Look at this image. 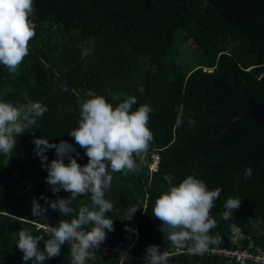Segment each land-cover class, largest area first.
<instances>
[{
  "label": "trees",
  "instance_id": "1",
  "mask_svg": "<svg viewBox=\"0 0 264 264\" xmlns=\"http://www.w3.org/2000/svg\"><path fill=\"white\" fill-rule=\"evenodd\" d=\"M36 35L29 41V55L18 74L0 64V100L13 104L40 101L48 111L36 126L17 137L8 155L0 153V264H25L16 247L23 228L49 237L34 223L57 226L71 220L90 194L69 205L73 212L62 216L48 207L34 217L32 200L41 205L46 196L69 198L70 193L51 191L47 171L34 153L36 138L49 143L61 140L74 145L80 165L88 162L85 150L69 134L80 119L79 99L92 90L115 107L136 97L135 111L148 104V127L154 139L140 170L127 175L113 172L105 198L114 204L106 215L114 221L104 246L130 242L139 235L135 253L145 256L150 245L174 252L160 221L152 215L156 199L168 189L165 174L178 185L189 175L211 190L222 189L210 210L220 242L212 246L235 248L247 245L249 236L264 247V125L234 119L250 107V100L264 101V0H33ZM191 43L195 62L183 63L179 44ZM91 53L81 58L82 48ZM66 85L67 91L61 86ZM178 117L182 123L177 127ZM191 121V122H190ZM160 157L158 171H151L153 154ZM55 159V149L46 153ZM65 164L68 163L67 158ZM252 176L244 179L245 169ZM240 198L230 219L224 203ZM139 206L131 221L122 220L128 208ZM256 224L254 227L253 224ZM135 229L126 230L125 226ZM91 224L85 226L90 230ZM241 235L234 239L235 231ZM86 264H119L118 257L105 259L95 253ZM27 264H32L28 261ZM44 264H71L70 245ZM135 264H143L136 262ZM169 264H227L226 260L201 255L177 254Z\"/></svg>",
  "mask_w": 264,
  "mask_h": 264
},
{
  "label": "clouds",
  "instance_id": "2",
  "mask_svg": "<svg viewBox=\"0 0 264 264\" xmlns=\"http://www.w3.org/2000/svg\"><path fill=\"white\" fill-rule=\"evenodd\" d=\"M34 15L33 0H0V64L10 73L18 74L19 65L29 55V41L36 35ZM80 47L81 58H86L91 49L83 45ZM61 90L67 91V86L62 85ZM85 96L89 98L78 100L79 126L69 134L85 150L88 162L80 165L72 155L75 153L79 157L80 153L67 141L53 144L43 137L34 139V153L47 171L46 183L51 191L58 194L63 190L71 195L67 199L57 195L54 201L42 195L40 199L45 201L46 206L33 198L31 210L34 217L44 216L48 207L59 210L62 216H68L73 212L69 206L72 201L89 194L91 204L81 206L77 216L71 220L61 219L55 227L48 225L45 231L49 238L44 240L43 251L38 245L44 236L33 235L22 228L18 232L16 247L23 253L25 264L28 261L44 264L46 260L59 256L65 243L70 245L71 264H86L93 259L95 250L106 240L107 232L114 231V221L106 215L114 210V204L105 198L113 180L111 173L123 172L127 175L138 172L154 139L148 127L153 111L150 105H140L133 111L132 107L137 103L134 96L115 107L92 90H88ZM47 111V106L40 101L13 104L0 100V153L10 154L16 147L17 137L36 126L37 120ZM181 123L178 117L177 127ZM49 149H55L56 157L50 163L46 155ZM66 158L67 164L64 162ZM251 176L252 169L248 167L244 179ZM163 179L167 181L168 189L156 199L152 213L160 221L159 230L167 233L174 248L189 247L194 254H204L210 245L220 242L219 234L210 235L216 227L210 210L222 189L216 187L210 190L202 180L192 175L175 186L171 175L165 174ZM240 204L238 197L227 199L224 218L230 219L232 211L237 210ZM138 210L139 206H132L118 216L131 221ZM89 224L91 229L85 230ZM125 227L128 231H136L127 225ZM170 255L159 245H150L145 252L144 264H169ZM126 258L127 253L121 252L118 257L120 264H124Z\"/></svg>",
  "mask_w": 264,
  "mask_h": 264
},
{
  "label": "built area",
  "instance_id": "3",
  "mask_svg": "<svg viewBox=\"0 0 264 264\" xmlns=\"http://www.w3.org/2000/svg\"><path fill=\"white\" fill-rule=\"evenodd\" d=\"M160 157L154 153L153 162L150 167L151 171H158V164ZM39 230L44 231L45 234L46 227L48 225L34 223ZM55 227L53 225H50ZM85 230H87L85 228ZM239 236H241L239 234ZM139 235L130 242H117L113 247L104 246L103 243L98 249L95 250V253L105 259L115 258L120 256L121 252L127 253V258L124 261V264H135L136 262H142L144 264L145 256H138L135 253V248L138 244ZM242 239L246 240L247 245L243 246L242 244L238 245L235 248H228L224 246H212L209 247V250L204 254H194L190 251L189 247L184 249H175L174 252H170V259L177 254L187 255L188 257H197L201 255H206L208 257H217L226 260L227 264H264V247L256 243L254 239L249 236H242ZM120 264V262H119Z\"/></svg>",
  "mask_w": 264,
  "mask_h": 264
},
{
  "label": "water",
  "instance_id": "4",
  "mask_svg": "<svg viewBox=\"0 0 264 264\" xmlns=\"http://www.w3.org/2000/svg\"><path fill=\"white\" fill-rule=\"evenodd\" d=\"M249 119L257 124L264 125V101L256 102L250 100V107L244 112L235 115L234 119L228 124V126L223 130L227 131L238 121Z\"/></svg>",
  "mask_w": 264,
  "mask_h": 264
},
{
  "label": "rangeland",
  "instance_id": "5",
  "mask_svg": "<svg viewBox=\"0 0 264 264\" xmlns=\"http://www.w3.org/2000/svg\"><path fill=\"white\" fill-rule=\"evenodd\" d=\"M179 47L182 51L181 55H182V62L186 63L187 65H189L190 67L192 65H194L195 62V55H194V48L193 45L191 43H187V44H179ZM234 235V239L236 240L237 237L239 236V232L238 230L235 231Z\"/></svg>",
  "mask_w": 264,
  "mask_h": 264
},
{
  "label": "crops",
  "instance_id": "6",
  "mask_svg": "<svg viewBox=\"0 0 264 264\" xmlns=\"http://www.w3.org/2000/svg\"><path fill=\"white\" fill-rule=\"evenodd\" d=\"M239 238H240V236L237 237V239H239Z\"/></svg>",
  "mask_w": 264,
  "mask_h": 264
}]
</instances>
